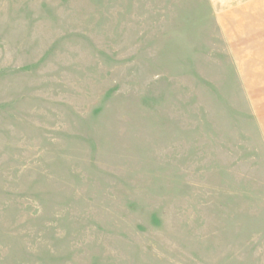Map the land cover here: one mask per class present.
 <instances>
[{
  "label": "rangeland",
  "instance_id": "rangeland-1",
  "mask_svg": "<svg viewBox=\"0 0 264 264\" xmlns=\"http://www.w3.org/2000/svg\"><path fill=\"white\" fill-rule=\"evenodd\" d=\"M0 264H264V0H0Z\"/></svg>",
  "mask_w": 264,
  "mask_h": 264
}]
</instances>
